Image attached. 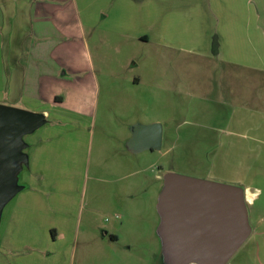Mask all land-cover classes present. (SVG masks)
I'll return each mask as SVG.
<instances>
[{"label":"rangeland","instance_id":"obj_1","mask_svg":"<svg viewBox=\"0 0 264 264\" xmlns=\"http://www.w3.org/2000/svg\"><path fill=\"white\" fill-rule=\"evenodd\" d=\"M1 3L0 104L9 102L13 105H3L30 112L45 110L48 122L24 137L30 162L20 173L19 183H32L40 190L38 207L32 215L21 216L12 228L6 218L16 201L10 203L0 226L1 236L6 227L10 230L7 245L1 240L0 264H163L156 205L166 174L243 189L249 185L253 192L263 189L264 133L249 140L254 152L215 153L233 113L238 114L236 107L260 110L264 117V102L254 101L262 91L247 88L248 79L240 78L249 68L186 50L137 43L99 27L83 30L74 25L70 40L56 36V54L61 55L65 42L71 41L72 60L81 61L83 72L74 75L67 71L68 58L61 66L57 64V76L64 75V85L57 86L64 104L54 108L33 102L30 94L38 97L40 89H32L37 78L31 68L19 102L11 86H5L8 79L1 45L8 19L1 12ZM73 6L82 16L84 11L94 14L103 8V0H74ZM17 17L19 13L14 20ZM29 32L26 46L36 42ZM65 62H69L67 67ZM219 72H228V78L221 79ZM86 74L93 76L94 83L97 79L99 89L95 85L89 104L84 105L86 110L79 112L72 108L69 87L76 77ZM163 74H168V80ZM139 78L140 84L133 88ZM40 81L47 86L40 94L49 93L51 81ZM248 82L253 85L251 79ZM75 89L74 99L79 102L80 92ZM145 94L150 99L142 102ZM26 106L37 110L21 108ZM154 121L161 124L162 132L164 128L161 149L128 152L123 140L130 134L133 124H129ZM49 122L55 123L51 126ZM33 172L43 173L44 181L33 177L30 182L27 177ZM262 198H255V205L247 204L252 234L228 264H264V222H257L264 219V207L258 209Z\"/></svg>","mask_w":264,"mask_h":264},{"label":"crops","instance_id":"obj_2","mask_svg":"<svg viewBox=\"0 0 264 264\" xmlns=\"http://www.w3.org/2000/svg\"><path fill=\"white\" fill-rule=\"evenodd\" d=\"M73 2L74 0H2L1 12L8 19V27L7 36L3 35L1 56L2 63H6L4 71L8 82L5 86L8 88L11 86L13 96L17 97L15 100L21 102L23 98L27 84L26 78L31 68L33 71L31 74L37 78L32 85L33 91L40 89L41 92L42 89H47L46 85L38 83L39 80L52 83V88L51 83L49 84V93L40 94L39 92L38 97L35 96L36 93L30 94L33 102L38 101L54 108H59L64 104V100L60 98L57 91L58 85H64V75L61 78L57 76V64L60 63L61 66L64 58H68L71 65L67 71L74 75H81L83 72H81V61L77 58L72 60L71 41L65 42L61 55L56 54V36L59 34L60 37L70 40L75 25L83 30L85 28L93 30L99 27L107 29L102 31L112 32L118 37L137 43L155 45L157 48H172L176 52L186 50L197 56H210L216 60L245 66L250 70L242 72L243 77L240 78L251 79L253 85L247 80V88L252 86L253 89L257 88L262 91L261 96L257 95L254 101L264 102V0H103V8L97 9L94 14L91 11H84L83 16L79 9L73 6ZM18 13L19 18L14 20V16ZM28 32L36 39V42L30 46L25 45ZM67 45L72 48L68 50ZM175 59H177L176 56L172 62H175ZM164 60L168 63L167 57ZM41 62L44 64L43 68L39 66ZM68 63L65 62L66 67ZM28 64H31V67ZM163 75L166 76L163 78L168 80V74ZM217 75L221 76V79L228 78V72H219ZM175 77V79L179 78L178 73H175ZM75 79L76 82L69 87L72 95V108L84 112L86 110L84 105L89 104V97L93 94L95 85L99 89V84L97 79L94 83L93 76L87 74ZM134 82L133 88L140 84V78ZM175 82L177 84L178 80ZM74 86L77 89L73 88ZM72 89L80 92L79 102L75 101ZM4 94L9 95L8 92ZM149 99L146 94L140 98L142 102ZM2 104L13 105L9 102ZM21 108L37 110L29 106ZM235 109L238 114L233 113L226 137L216 149V155L228 154L232 150L234 152H254L255 149L248 144L249 140H254L264 133V117L260 110L255 111L247 107H236ZM41 112L48 116L45 110L36 113ZM234 116L237 117L235 122L233 121ZM49 123L52 126L55 122ZM151 123H157V121ZM131 124L134 123L129 125ZM254 124L259 129L252 127ZM162 137H164V128ZM129 138L130 134L126 135L123 143ZM31 163L34 164L33 161ZM42 175L44 174L41 172L38 174L33 172V176L27 179L30 178L31 182V178L34 177L33 180L44 181ZM40 183L37 182V185ZM261 184L263 189L255 188L254 192L250 190L251 186H244L247 204L253 202L255 205V198L263 197L258 204V209L264 207V183ZM24 186V190L5 206L0 226L6 209L13 201L16 203L9 210L6 218L7 226H12V228L17 226L21 216L26 213L32 215L35 207H38L37 192L40 193V190L36 189L32 183ZM250 220L252 222V217ZM257 222L263 225L264 219L259 218ZM9 231L6 227L2 236L0 234V247L1 240H4L7 245L6 239L9 238ZM3 248H0V251Z\"/></svg>","mask_w":264,"mask_h":264},{"label":"water","instance_id":"obj_3","mask_svg":"<svg viewBox=\"0 0 264 264\" xmlns=\"http://www.w3.org/2000/svg\"><path fill=\"white\" fill-rule=\"evenodd\" d=\"M46 123L43 113L0 104V222L5 206L25 188L19 183L29 164L24 137ZM161 145V124L130 127L128 152L160 150ZM156 211L163 264H228L252 232L239 186L168 173Z\"/></svg>","mask_w":264,"mask_h":264},{"label":"trees","instance_id":"obj_4","mask_svg":"<svg viewBox=\"0 0 264 264\" xmlns=\"http://www.w3.org/2000/svg\"><path fill=\"white\" fill-rule=\"evenodd\" d=\"M56 99H57V98H56ZM58 99H59V98H58ZM111 239L115 241L117 238H116L115 236H111Z\"/></svg>","mask_w":264,"mask_h":264}]
</instances>
